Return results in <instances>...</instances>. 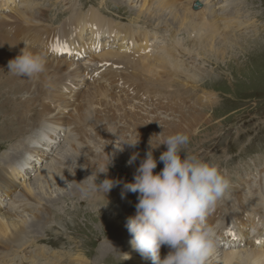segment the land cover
<instances>
[{
	"label": "bare ground",
	"instance_id": "obj_1",
	"mask_svg": "<svg viewBox=\"0 0 264 264\" xmlns=\"http://www.w3.org/2000/svg\"><path fill=\"white\" fill-rule=\"evenodd\" d=\"M128 1L129 4L137 2L134 6H138L137 18L128 24L122 23L121 20H114L108 15L104 16L99 8L101 11L93 7L87 13H80L74 7H70L69 18L56 28L50 24L54 21L49 20L47 8L33 10L36 1L0 0V89L2 88L4 92L8 90L5 85L6 79L9 83H13V87L10 88H15L18 93L30 89L32 84L41 87L35 99L28 98L19 101V99L12 98L11 101L7 100L8 105L11 106L7 111L8 117L13 116V120L18 126L16 124L11 125V123L0 126L1 133L3 131L8 132L7 138L2 142L15 139L14 143H16V140L22 138L20 143L12 145L13 156H7L3 159V163L0 162V182L6 184L0 185V209L1 204L11 203V210H0V264H22L26 259L29 260L28 263L30 264H62L61 259L60 262L55 260L56 255L49 248L40 247L30 250L31 252L24 248L23 252H27L25 255L20 249L23 246L30 247L32 244L34 245L36 240L43 238L36 232L37 234L33 236V239H28L34 232L31 230L33 225L47 227L52 220L50 207L46 205L40 207L42 204L40 202L41 196L34 188L52 189L59 181L61 173L65 174L70 182L75 183L76 187L80 185L76 173L63 166L65 164L62 161V154L65 155L64 149L68 147L71 150L66 156L70 160L69 162L81 161L78 163L89 169L91 166L90 170L93 171L94 167H100L108 162V156H105L108 154L106 151L112 150L113 146L110 145L108 150L104 149V156L98 155L97 161L95 159L93 161L86 160L87 156L93 154L89 150L90 148L85 146L86 140L95 146H99L96 143L98 138L107 139L110 142L113 139L117 141L126 138L124 132L127 134L132 130L130 139H139L141 143L152 139L153 145H157L169 135L189 132V128L195 126L194 123L198 119H204L202 125L210 122V115H196L195 112H191L193 116L187 118L184 125H182L184 121L182 122L183 116L181 114L180 117L173 118V121L179 119V122L167 123V126L161 129V124L158 121L161 116L151 118L149 109H144L146 114L140 116V113H136V108H147L148 105L152 104L155 105V108L152 109L155 112L163 109L177 112L182 104L186 103V97H193V95H186L183 92L182 79H179L178 75L175 76L174 73L183 75L188 71L192 73L196 71L195 68L191 69L187 66L182 58L183 55L196 54L197 57H202L205 54L209 61L220 62L219 59L223 62L233 49V44H238L237 48L242 46L239 44L241 43L240 37L236 31H240L244 27L245 29L241 34L249 30L252 33L255 30L249 22H245L244 19L241 20V0H228L224 4H220L219 8L213 0H203L205 3L202 2L203 5L199 8H195V0ZM15 6L17 7L14 9ZM7 9H9L8 14L5 12ZM130 10H132L131 7ZM10 12L12 14H9ZM165 15L171 19V23L164 22L167 20ZM140 17H147L145 18L147 20H150V17L156 18L158 22L166 24L165 28L158 26L157 29L159 30L154 31L153 34V31L147 27L136 26ZM120 18L123 19V17ZM47 21L50 22L46 23ZM168 24L173 25L176 31L172 32L173 28L172 30L168 29ZM146 25H148L147 22ZM140 29L144 30L140 33ZM162 29L167 33V38L163 37V41L157 43L159 41L157 35L160 36L159 33ZM16 32L18 33L14 35ZM181 33L185 34V37L180 36ZM142 34L145 36L143 40ZM247 36L251 37L252 35ZM53 43L63 55H60L59 51L50 49L49 44ZM23 48L44 55L46 61L44 72L33 75L31 78L13 75L9 72V61L18 56ZM151 49H154V56L148 53ZM136 52L137 55H135ZM148 56H153V59L148 60ZM81 60H84L83 64L76 63V61L82 62ZM74 68L75 70H72ZM130 68L133 70L132 73L127 71ZM163 70H166L164 74H159V71ZM174 70L175 72H173ZM79 77L87 78L92 83H88L87 88L82 93V99H75L77 104L74 113L67 114L72 120H67L66 125L69 128V133L66 132V134L68 133L67 142L61 151V157L55 155L49 164H45L44 170H41L39 176L36 177L39 179H35L38 184L32 188H23L18 200H15L16 196L11 201H8L9 199L3 200L6 196L11 197L10 183L17 187H19L17 180L21 184H25L27 180L25 173L28 175V172L37 165L36 161H40L41 164L43 160L49 159L47 154L50 151L48 149L51 151L54 149L58 143L55 137L62 132L59 124H62L64 119L60 116L65 113L64 111H67L65 104L72 103L69 100L70 94L68 92L76 89L75 80ZM64 94L66 99H63ZM62 99L63 101H61ZM136 99L137 102H135ZM208 99L209 97L206 96V100ZM172 100L175 101L172 102ZM52 101H56L57 106L60 105L54 114L50 108ZM209 104L211 103L206 105ZM37 106H39L38 110ZM121 111L123 112L121 113ZM21 116L23 118L20 119ZM1 117L4 118L2 115ZM147 118H150L151 121H147ZM49 119L53 123L57 121L58 124H48L46 121ZM75 121L83 124H76ZM103 121L105 124L101 128L99 125ZM121 121L124 124L118 125L122 123ZM91 125L92 130L96 129H94V125L99 128L94 137L93 131L90 135L88 132ZM72 130L77 132L79 138L72 135ZM35 132H37L36 136L33 135ZM43 138L46 139L45 148L40 147ZM123 146L125 148L130 147L128 144H123ZM21 147H25V149L21 151ZM161 147L167 148V145L161 144ZM39 148H41L40 152L38 151ZM72 153L73 156H71ZM33 154H36L34 158H32ZM39 154L44 158L38 157ZM57 154L59 153L57 152ZM133 169L137 170V168ZM261 176L262 186L257 190L251 194H240L234 189V202L225 201L222 204L218 202L216 208L209 214L211 216L210 220L207 218V222L215 227L217 242L223 244L224 248L219 250L215 246L208 257L207 264H264V248H262L264 246V169ZM122 190L112 189L107 195L114 192V196L117 195L122 199ZM76 191L81 194L79 189ZM131 194L133 193L128 192L123 198L126 200ZM229 196L231 199L233 198L232 195ZM99 197L96 196L94 199L100 200ZM32 205L35 207L39 205V207L34 209ZM19 213L22 214L19 215ZM106 224L109 227L113 225L110 221H107ZM119 230L120 233H124L127 241L124 245L125 255L130 257L127 259V264H147L146 262L152 261L144 258L141 254L136 256L135 253L138 251L134 250L129 243L131 236L128 229L119 228ZM251 231L254 233H250ZM111 237L118 244L117 236L113 234ZM240 238L245 247L238 248V244L241 245L238 242ZM247 238L248 240H246ZM255 244L259 245L255 246ZM104 246H106L105 243ZM170 250L168 246H162L161 258L163 259ZM67 255L69 254L67 253ZM70 257H73L72 254ZM44 259L47 262L41 263ZM74 262L76 264L88 263L87 259L80 254L74 257Z\"/></svg>",
	"mask_w": 264,
	"mask_h": 264
},
{
	"label": "rangeland",
	"instance_id": "obj_2",
	"mask_svg": "<svg viewBox=\"0 0 264 264\" xmlns=\"http://www.w3.org/2000/svg\"><path fill=\"white\" fill-rule=\"evenodd\" d=\"M34 1H36V4L33 6V10L37 11L42 8L48 9L49 20L54 22L51 23L50 21H47L46 23L50 22L53 27H60L64 20L69 18L68 15L70 16L71 14L69 9L71 6L75 5L82 12H85L87 10L86 6L93 3L97 8L102 10L101 11L98 9L103 13L104 16L109 14L110 16L114 17V20H118L116 18L123 20L120 18L123 17L124 20H126V23H130V21L132 22L133 20H135L137 18L136 13L138 11V6H134V4H136L137 2L129 4L128 0H61L62 2L60 0ZM200 1L205 3V1L203 0ZM213 1L219 8L220 4H224L228 0ZM240 2L241 20L244 19L245 22H249L251 24V27L255 28V30L252 31V33L249 30L241 34L245 29L244 27L240 31H236L238 33L237 35L240 37L239 39L241 43L239 44H242V46L240 48H237L238 44H233V49L231 50V52H229L223 62L219 59L218 61L220 62H215L216 60L209 61L205 54L202 55V57H197L196 54L183 55L182 58L185 60L187 66H189L191 69H196L195 73H192L191 71H188L189 73L187 72L183 75L180 73H174L175 76L178 75V78L182 79L183 92L186 93V95H193V97H186L185 101L187 104H182V107L175 113L174 111H166L164 109L156 110L155 112L154 110H152L153 108H155V105L152 104L148 105L147 108L137 107V110L135 109L136 113H140V116L146 114L144 109L150 110L151 118L161 116L160 120H158L161 124V129L165 128L167 126V123L174 124L179 122V119L173 121V118L180 117L179 115L181 114L183 116L182 122L184 121L182 125L185 124L187 118L193 116L191 112H195L196 115L204 114V116H211L210 122H208L209 124L204 123L202 125V120L204 119H198L194 123L195 126L189 128L190 133H184H188L187 135L190 137V141L186 146L188 153L197 155L204 161H210L218 164L219 167L223 170L226 177L229 179L230 187L227 190L225 196L219 201L220 204L224 203L225 201L234 202V189L239 191L240 194H251L253 191L261 187V174L263 173L264 169V0H241ZM121 4L124 6H122ZM16 7L17 6H15L14 9ZM130 7L132 10H130ZM192 9L194 8L192 7ZM10 10L12 9L10 8ZM5 12L6 14H8L7 12H9V9L5 10ZM9 14L12 13L10 12ZM145 18L147 17H140L139 21L136 22V26L147 27L148 29L153 31V34L154 31L159 30L157 29L158 26L162 27L163 29L165 28L164 26L166 24L158 22L156 18L154 19L150 17V20H147ZM165 18H167L166 15ZM155 20L156 23L154 22ZM146 22L148 25H146ZM164 22L171 23V19H169L168 17ZM151 25L153 26L150 28L149 26ZM167 26H169L168 29L170 30H172L173 28L172 32L176 31L173 25L168 24ZM163 29L160 30V36L157 35V38L159 39L157 43L163 41V37L167 38V33H165ZM143 30L144 29H140L139 32ZM18 32H16L14 35H16ZM179 35L185 37V34L181 33ZM247 35L252 36L249 37ZM144 38L145 36L142 34V40ZM153 50L151 49L148 53L153 55ZM137 54L138 53L136 52L135 55ZM153 56H148V60L153 59ZM76 63L83 64L84 60H82V62L76 61ZM72 70H75V68ZM127 71L130 73L133 72L132 68ZM165 71L166 70L159 71V74L162 75ZM173 72H175V70ZM6 80L7 82H5V85L8 90L4 92L2 88L0 89V126L10 125V123L11 125L16 124V122L13 120V116L8 117L7 111L11 108V106L8 105L9 103L7 102V100L11 101L12 98L19 99V101L26 100L28 98L35 99L38 92L41 90V87H37L35 84H32L30 89H27L23 93H18L15 91V88H10L13 87V83H9L8 79ZM75 81L76 89L68 92L70 94L69 100L72 101V103L65 104L67 111H64L65 113H63L62 116L57 115L64 119L62 121V124H59L62 132L61 134H58L57 137H55V140L58 143L57 145H55L54 149L52 151L48 149L50 151L47 154L49 159L43 160L41 164L40 161H36L37 165H35V167L28 172V175L25 173V178H27L25 184H21L18 180L17 182L19 187L10 183L9 188L11 197L6 196L3 198V200L9 199L8 201H11L14 196H16L15 200H18L23 188H32V186L34 187L38 184L37 180L35 179H39L36 177L39 176L41 170H44V167H46L44 165L49 164L54 159L55 155H57V157L59 158L61 157L60 154L65 145V142H67L66 138L69 133V128H67L66 124L67 120H69L70 118L67 116V114L74 113L77 104L75 99H82V93L87 88L88 83H92L91 81H88L87 78L83 77H79ZM206 96L209 97L208 100H206ZM63 97V99H66L65 94ZM63 99L61 101H63ZM137 101L138 100L136 99L135 102ZM174 101L175 100H172V102ZM55 102L56 101L50 102V104L52 105L50 108H52L53 114L56 111V108L60 106H57ZM209 102L211 104L206 105ZM2 105L5 106L3 107ZM185 105L187 106L186 108ZM6 106L7 108H5ZM200 107H202L200 110H196ZM38 109L39 106H37V110ZM122 112L123 111H121V113ZM1 115L4 116V118H2ZM5 116L7 117V121ZM21 118H23V116H21L20 119ZM169 120L171 121L169 122ZM8 121L9 123H7ZM147 121H151V119L147 118ZM46 122L48 124H58L57 121L53 123L51 119ZM121 122L122 123L118 125L124 124L123 121ZM75 123L83 124L82 122L78 121H75ZM103 124H105L104 121L101 122L99 126L103 128ZM16 125L18 126V124ZM93 127L94 129H96L92 130L91 125L88 128L90 129V131L88 132L90 135V133H92L93 131L94 137L99 131V128H97V125H94ZM66 132L68 133L66 134ZM131 133H133L132 130L127 134L124 132V137L126 136V138L117 140L118 142L116 141V139H113L111 140V142L113 143H111L110 140H102L98 138L96 143H98L99 146H95L89 140H86L87 144L84 142V144H86L85 146L88 147V149L90 148L89 150L94 154L86 157V160L91 161H93L94 159L97 161L98 155L104 156V149L108 150V147H110V145L113 146L112 150L106 151V153L108 154L105 155L108 156V162L104 163V165H108L111 162L108 166V171L107 173H101L99 175V180L101 181L105 178H112L114 180L121 181L118 186L113 187V190L123 189L122 186L124 182L133 181L135 174V172L133 171H136L133 168H138L140 166V163L146 158V153L150 148L149 141H144L142 143L139 142L135 147L130 146L128 148H125L123 146V140L130 139ZM36 134L37 132H35L33 135L36 136ZM72 135H76V137H78L77 132L74 130H72ZM7 136L8 132H0L1 163L4 162L3 159H5L7 156H13L14 151L12 145H16L17 143H20L22 141V138H20L16 140V143H14L15 139L7 142H2L5 141ZM76 145L79 146L78 144ZM41 146L43 147L44 143H42ZM24 149L25 147H21V151ZM67 149L69 148L66 147L64 149L65 155L62 154V161L63 163H65L63 164V166H66L67 169L76 173L78 182L91 175V172L94 171L93 174H95L99 171L100 167H94L93 171H91V166H89L90 169L86 168L83 164H80L81 161H74L72 163L69 162L70 160L67 159L66 156L69 151L71 152V150L69 149L67 151ZM166 150L167 148H162L161 145L153 148V155L158 161L157 167L156 169H154V172L162 171L164 164L163 162H160L159 157ZM38 151L40 152L41 148H39ZM57 152L59 154H57ZM133 153L138 154L137 158L132 164H129L128 161L131 159ZM185 154L186 153H182V157ZM73 155L74 154L72 153L71 156ZM34 156H36V154H33L32 158H34ZM37 156L40 158H44L40 154ZM41 166L42 168H40ZM0 185L6 184L1 183ZM75 187V183L70 182L67 176L61 173L59 181H57V184H55L52 189L47 190L45 188H34L40 193L41 196L40 202H42V204H39L40 207L42 205L50 207L52 212V220H50V222L48 223L49 226L47 225V227H43L42 225H37L36 227L35 225H33V228L31 230H34V232L32 233L31 237H28V239H33V236L37 233L43 236V238L38 239L39 241L36 240L34 242V245L32 244V246L30 247L27 246L28 248L23 246L20 249V251H22V254L25 255L27 253L26 251L23 252L24 248L25 250H28V252H31L30 250L44 247L49 248V250L53 252L54 255H56L55 260H58L60 262L61 259L62 264H76L74 262V257L79 254L83 255L87 259V264H127V259H125L126 250L124 246L127 241L124 233H120L119 228H124L125 230V228H127V218L136 214L138 193L131 194V196L125 200L124 198L121 199L117 195L114 196V192H112L111 195L106 194L107 196H105V194L103 195V193H101L102 195H98L100 194L99 192L88 196L83 195L82 193L78 194L76 190L79 189V186H77L78 188ZM44 193L46 194L44 195ZM229 195H232L233 198L231 199ZM96 196H101L99 197L100 200H95L94 198ZM93 201L96 202L94 203ZM10 204L11 203L8 202L1 204V209L11 210ZM39 205L37 206L39 207ZM32 207L36 209L35 205H32ZM42 213L44 214V212ZM21 214L22 213H19V215ZM210 216L211 215H208V220H210ZM107 221H110L113 225L110 227L107 226ZM117 224L119 225L117 226ZM250 233L254 232L251 231ZM113 234L117 236L116 239H118V244H116L115 239L111 237L113 236ZM246 240H248V238ZM238 242L241 243V245L238 244V248L245 247L244 245H242L244 242L241 238L238 240ZM104 243L106 244V246L103 247ZM256 245L259 244H255V246ZM216 246L219 250H223V244L217 242ZM225 247L226 249H228L227 246ZM262 248H264V246ZM67 253L69 255H67ZM71 254L73 256L72 258L70 257ZM135 254L136 256H138L140 253L136 252ZM28 262L29 260L26 259L22 264H30ZM42 262L46 263L47 260L44 259L43 261H41V263ZM151 262L152 261H148L146 263L151 264Z\"/></svg>",
	"mask_w": 264,
	"mask_h": 264
},
{
	"label": "clouds",
	"instance_id": "obj_3",
	"mask_svg": "<svg viewBox=\"0 0 264 264\" xmlns=\"http://www.w3.org/2000/svg\"><path fill=\"white\" fill-rule=\"evenodd\" d=\"M43 54L21 50L9 61V72L31 78L45 70ZM190 137L175 133L153 145L134 174V181L123 184L122 198L128 192L138 193L136 214L127 218L126 227L131 247L153 264H207L208 257L217 243L216 229L207 222L208 215L216 208L230 187V181L218 164L204 161L189 154ZM139 139H127L123 144L135 147ZM161 144L167 150L159 157L164 167L155 173L157 159L153 148ZM182 153H186L182 157ZM138 154L128 161L132 164ZM111 163V162H110ZM109 163V164H110ZM108 165H102L95 174L80 181L83 195L109 193L121 181L112 178L99 180L107 173ZM63 178V177H62ZM171 250L162 259L161 247ZM129 255L125 259H129Z\"/></svg>",
	"mask_w": 264,
	"mask_h": 264
},
{
	"label": "water",
	"instance_id": "obj_4",
	"mask_svg": "<svg viewBox=\"0 0 264 264\" xmlns=\"http://www.w3.org/2000/svg\"><path fill=\"white\" fill-rule=\"evenodd\" d=\"M202 6V3L200 1H196L195 8H199ZM134 181V180H133Z\"/></svg>",
	"mask_w": 264,
	"mask_h": 264
}]
</instances>
